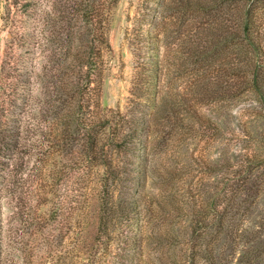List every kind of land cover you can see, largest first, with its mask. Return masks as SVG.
I'll return each instance as SVG.
<instances>
[{
	"label": "rangeland",
	"instance_id": "rangeland-1",
	"mask_svg": "<svg viewBox=\"0 0 264 264\" xmlns=\"http://www.w3.org/2000/svg\"><path fill=\"white\" fill-rule=\"evenodd\" d=\"M239 46L264 69L256 0H0V264H264Z\"/></svg>",
	"mask_w": 264,
	"mask_h": 264
},
{
	"label": "trees",
	"instance_id": "trees-1",
	"mask_svg": "<svg viewBox=\"0 0 264 264\" xmlns=\"http://www.w3.org/2000/svg\"><path fill=\"white\" fill-rule=\"evenodd\" d=\"M260 5H264V2H262V0H256ZM255 10L254 9H244L242 11V18H240L239 16V20H238V29L235 30L234 32V37L238 38L239 40H245L249 45H251V48H256L258 47V45L255 43L256 41V37L254 36V33H256L255 31L252 30V28L250 26H252V24H254L256 16L254 14ZM257 34V33H256ZM242 47L239 46V50H238V54H237V58L239 62H244L247 66H248V70H244V73H248L252 78L251 81V85L255 88V90L263 92L264 90V73L262 72V65L257 62L258 60H254L253 58L247 57V53H245L242 49ZM258 63V64H257ZM243 73V74H244ZM264 97V95H263ZM117 116H120L119 113H117ZM131 132L123 135L118 136V141L117 142H124L126 138L130 137V136H135L137 134V127L134 126V128H131ZM116 142V143H117ZM195 225H193V229H192V234L193 237H195L197 239V237L202 234V232H204L203 230H201L202 228H200V225L198 224V222L200 221H194ZM232 222L230 221V219H219L218 222L214 225V230L216 231L217 234L219 233H224L226 238H229L230 236H232ZM258 225L263 226L264 223H259ZM231 241V239H229ZM226 244V242L224 241L223 243H221V245ZM251 252V250L249 251V253ZM255 256H258V253H255ZM246 264H251L250 259L248 258L245 261ZM226 264V263H225Z\"/></svg>",
	"mask_w": 264,
	"mask_h": 264
}]
</instances>
